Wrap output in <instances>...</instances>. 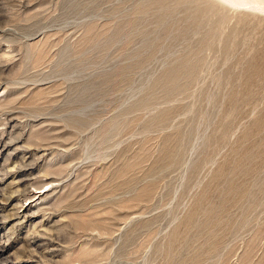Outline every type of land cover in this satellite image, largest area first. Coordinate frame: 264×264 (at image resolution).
Here are the masks:
<instances>
[{
	"label": "rangeland",
	"instance_id": "rangeland-1",
	"mask_svg": "<svg viewBox=\"0 0 264 264\" xmlns=\"http://www.w3.org/2000/svg\"><path fill=\"white\" fill-rule=\"evenodd\" d=\"M253 6L0 0V264H264Z\"/></svg>",
	"mask_w": 264,
	"mask_h": 264
},
{
	"label": "bare ground",
	"instance_id": "bare-ground-1",
	"mask_svg": "<svg viewBox=\"0 0 264 264\" xmlns=\"http://www.w3.org/2000/svg\"><path fill=\"white\" fill-rule=\"evenodd\" d=\"M233 4L248 5L249 3L255 4L253 8L264 10V0H224ZM36 154V153H35ZM9 156V155H8ZM35 157V156H34ZM2 251V250H1ZM4 251V250H3ZM17 256V255H16ZM21 257V256H20ZM19 258V257H18ZM32 259V258H31ZM22 260V259H21ZM24 261V260H23ZM13 262V261H12ZM7 263V262H6ZM17 263V262H16ZM38 263V262H37ZM40 263V262H39ZM24 264V263H23ZM36 264V263H35Z\"/></svg>",
	"mask_w": 264,
	"mask_h": 264
}]
</instances>
